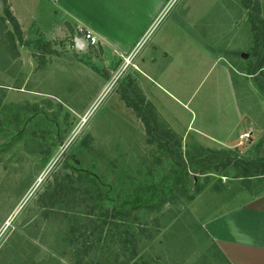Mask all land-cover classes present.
Masks as SVG:
<instances>
[{"label": "rangeland", "instance_id": "obj_1", "mask_svg": "<svg viewBox=\"0 0 264 264\" xmlns=\"http://www.w3.org/2000/svg\"><path fill=\"white\" fill-rule=\"evenodd\" d=\"M243 1L171 0L138 51L118 58L98 44L83 52L69 48L66 18L45 0H7L20 19L22 42L30 45L15 41L16 53L11 52L0 33V144L23 128L19 140L0 154V264H233L206 225L245 202L251 186L259 188L261 182L215 175L206 184L190 174L189 194L195 179L203 184L192 201L178 194L159 210L140 211L139 220L128 224L136 247L132 261L118 234L111 240L96 234L86 244L78 233L67 237L72 224L85 222L81 208L60 206L46 212L39 197L51 186L52 174L63 172L66 158L125 193L140 184L157 185L167 173V159L146 143L142 123L121 98L124 77L138 88L135 72L149 53L156 57L152 77L165 93L144 79L147 90L140 92L151 96L156 111L177 131L190 124L189 130L226 141L250 129L261 152L264 64L261 71L255 68L263 51L252 56L251 49L261 46ZM256 2L264 33V0H250L251 11ZM1 8L0 2V15ZM38 40L49 44L51 52L36 49ZM36 109L46 116L29 119ZM201 140L210 150L248 156L245 144L219 149ZM229 170L233 176L235 171ZM218 234L222 240L232 238L224 228Z\"/></svg>", "mask_w": 264, "mask_h": 264}, {"label": "trees", "instance_id": "obj_2", "mask_svg": "<svg viewBox=\"0 0 264 264\" xmlns=\"http://www.w3.org/2000/svg\"><path fill=\"white\" fill-rule=\"evenodd\" d=\"M0 2L2 7L0 33H3L10 43L7 45V49L16 53L15 41L21 46H28L30 43L22 42L23 37L19 25L9 11L7 0H0ZM249 4L250 0L243 1V6L248 11V19L251 23V32L255 37V42L261 46V48L253 47L251 49L252 56L257 55L256 51L259 49L263 51V58L258 61L255 68L261 71L264 64L263 22L257 2L253 6L254 8L252 7V11ZM7 24L10 25L11 30H8ZM77 33L71 30L67 39L69 48L73 50V37L78 36ZM34 45L36 49L41 50L42 54L51 52L49 44L38 40ZM121 84L125 85L124 94L121 97L122 101H126V103L124 102L126 107L131 109L142 123L146 143L156 146L158 153L167 159L169 165L167 173L157 185L140 184L129 193H125L118 191L114 184L96 175L90 168L83 165L73 166L70 160L66 158L63 162V172L52 174L51 186L41 192L39 201L43 204L46 212L56 207L60 209V206L69 207L67 209L71 211L81 208L78 212L81 217H85V222L79 223L78 226L72 224L73 227L67 233V237L70 235L72 238L75 233H78V236L85 238L82 244H86L87 240L96 234L100 237L105 233L110 240L115 238V234H118L119 239L123 241V247H127L126 249L131 253L129 261H132L136 256V247L134 234L129 232L128 224L139 220L140 211L159 210L163 205L172 203L178 194H182L188 201H192L203 188V184L198 180L199 177L203 178L206 184L209 177L215 175L229 177L231 180L262 182L264 181V149L260 152L258 151L259 144L247 142L245 145L248 148L246 151L248 156L242 159L233 157L232 152L223 150L194 149L196 151L192 150L191 153L183 151L181 139L159 118L155 108L144 99L135 82L126 76ZM130 92L132 98H129ZM43 113L42 110L36 109L29 119L46 116ZM22 133V127L14 130L11 136H8L6 141L0 144V154L18 141ZM229 168L235 171L233 176H229ZM190 174L198 178L195 179L192 194H189ZM93 218H97V220ZM88 249L89 247L85 249V252ZM213 249L216 247L213 246Z\"/></svg>", "mask_w": 264, "mask_h": 264}, {"label": "crops", "instance_id": "obj_3", "mask_svg": "<svg viewBox=\"0 0 264 264\" xmlns=\"http://www.w3.org/2000/svg\"><path fill=\"white\" fill-rule=\"evenodd\" d=\"M45 1L52 9H55L56 15L60 14L63 18H66L65 26L63 27L66 32L70 34L71 30L77 32L79 29L90 31L98 39L99 46L110 48L112 53L120 58L129 54L142 39L147 37L148 32L152 26L158 23L162 17L163 9L169 5L171 0ZM10 9L21 26L18 15L13 11L12 7ZM69 34L67 35L69 36ZM150 50L156 51L157 49L153 47ZM216 62H218V59H216ZM155 64L156 57L152 56L151 53L146 54L145 58H141L138 70L135 72L138 88L141 92L147 90L146 84L141 82V79H144L155 86L156 89L165 93L164 89L152 77L153 72L151 70L155 68ZM144 99L155 105L150 95H144ZM155 110L157 109L155 108ZM156 112L159 118L167 124L168 128L181 139L183 151L210 149L201 139L207 140L213 145L216 143L215 145L219 149L223 147L236 148L247 142H252V131L250 129L245 132L239 130L236 133L237 139L231 136L232 139L229 137L226 141L210 136L206 137L201 131L196 129L189 130L190 124L184 125L182 127L183 131H177L174 128V123L165 120L158 111ZM238 118L241 122L242 117L238 116ZM246 133L250 136L248 140H240L239 137ZM190 134H193L191 138ZM231 181L238 182L239 180ZM254 184L256 183L254 182ZM256 185L259 188L254 189L251 186L252 193H248L251 197L248 195L249 198L245 202L236 203L234 207L232 206V209H228L224 213L213 217L206 225V228H210L207 231L208 234L212 236L220 250L226 256H230L229 259L233 264H264V181ZM249 189L250 187L248 189L245 188V192H250ZM219 228L228 230L232 238L230 240L220 239Z\"/></svg>", "mask_w": 264, "mask_h": 264}, {"label": "built area", "instance_id": "obj_4", "mask_svg": "<svg viewBox=\"0 0 264 264\" xmlns=\"http://www.w3.org/2000/svg\"><path fill=\"white\" fill-rule=\"evenodd\" d=\"M159 19V18H158ZM155 26V25H154ZM154 26H152L151 30L148 32V34L152 31V29L154 28ZM79 34H81V38L84 40L86 46H95L96 44H98V39L90 32L87 30H81L79 29L77 31ZM144 39H142L139 44L133 49V54L136 53L139 49V47L141 46L142 42ZM129 59V58H128ZM126 63L128 62L127 60H125ZM249 134H243L239 137L240 140L246 141L249 138Z\"/></svg>", "mask_w": 264, "mask_h": 264}, {"label": "water", "instance_id": "obj_5", "mask_svg": "<svg viewBox=\"0 0 264 264\" xmlns=\"http://www.w3.org/2000/svg\"><path fill=\"white\" fill-rule=\"evenodd\" d=\"M73 44H74V50L79 52H83L87 48L84 40L78 36L73 37Z\"/></svg>", "mask_w": 264, "mask_h": 264}]
</instances>
